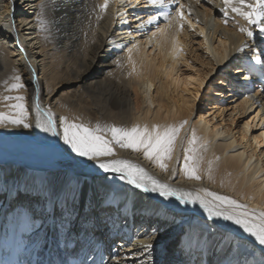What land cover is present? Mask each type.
<instances>
[{"label":"bare ground","instance_id":"6f19581e","mask_svg":"<svg viewBox=\"0 0 264 264\" xmlns=\"http://www.w3.org/2000/svg\"><path fill=\"white\" fill-rule=\"evenodd\" d=\"M181 2L190 21L183 29L147 0H109L103 13V0H0V112L14 115L17 101L4 97L22 96L30 124L0 126V264L264 260V246L231 221L209 220L198 202L144 192L97 166L127 161L177 193L208 200L213 193L264 210V63L254 59L264 53V37L255 30L248 39L233 19L225 25L220 0ZM64 76H74L78 89L56 98ZM16 83L22 87L12 89ZM212 83L229 86L216 116L197 107L200 90ZM38 111L42 121L52 113L58 135L36 127ZM65 119L179 133L170 159L113 144V156L88 161L63 142ZM189 148L196 149L188 163L199 179L185 172Z\"/></svg>","mask_w":264,"mask_h":264},{"label":"snow or ice","instance_id":"6c2138e0","mask_svg":"<svg viewBox=\"0 0 264 264\" xmlns=\"http://www.w3.org/2000/svg\"><path fill=\"white\" fill-rule=\"evenodd\" d=\"M208 2L213 3V0H208ZM147 3L156 7L159 10V14L163 15L169 22V25H171L173 19L176 20V23L181 29H183L185 22L190 23L185 15V5L181 0H147ZM220 3L222 5L220 11L223 14V22L225 25L228 24L229 19H233L239 32L248 39L254 38L255 30H258V34L261 37H264V0H220ZM108 6L109 0H103V4L98 5L101 13L106 11ZM169 9L171 10L169 11ZM237 17L239 19H235ZM157 18L155 15L152 16L148 23L155 22ZM240 20H243L245 23L241 24ZM261 56H264V53L254 57L257 64L264 63ZM15 80L19 81L20 77L16 76ZM20 87L22 85L19 83L12 85V89H18ZM4 99L16 100L17 103L10 105L15 110L14 115L0 112V126L6 127L7 124H12L15 126L22 125L24 128L30 127V124L25 122V105L20 103V101L24 100V97L6 96ZM43 115L47 117L44 121L41 120V114L38 111L36 127L46 133H51L53 136L58 135L52 113L46 111ZM180 127H183V125ZM106 131L111 133V140L105 138ZM178 133L179 128L157 130L154 127L149 131L146 127L144 129L133 127L127 130L116 127L103 128L99 124L90 128L84 124L69 123L65 119L63 121L62 138L63 142L69 146L76 156L86 158L88 161H99L100 157L113 156V144L125 149L130 148L133 151L143 149L147 159H153L155 157L157 161H162L165 157L168 159L171 158L170 153L173 150L174 141ZM194 143L195 135L193 134V139L189 144ZM195 151L196 149L189 148L186 150V153L191 152L192 155H185V172L190 179H199V176L196 175V167H190L188 163L190 160H195ZM97 166L105 173H120L121 178H126L127 183L134 185L144 192H158L161 197L165 198L175 197L181 204H196L198 202L207 214L209 220L223 219L224 221H231L249 236L253 237L259 245L264 246V210H249L246 205L240 204L236 200L217 196L213 193H206V196L211 197L210 200L192 197L190 193H177L167 185L159 184L151 177H146L143 169L135 167L127 161L113 160L111 162H98ZM159 166L166 170L164 163L160 162ZM152 234L155 235V231ZM144 247L151 250L152 245L145 244ZM261 264H264V260L261 261Z\"/></svg>","mask_w":264,"mask_h":264},{"label":"rangeland","instance_id":"374dc122","mask_svg":"<svg viewBox=\"0 0 264 264\" xmlns=\"http://www.w3.org/2000/svg\"><path fill=\"white\" fill-rule=\"evenodd\" d=\"M137 11L139 13L141 12L140 10H137ZM56 50L57 51L61 50V52H59V53H62V47L61 46H59ZM198 53L199 52H197L195 56H197ZM261 66L263 67V65H261ZM221 78H222V76L218 74L216 77H214L212 82H215L214 84L217 85L220 83ZM215 85H213V83H212V85H210V87H211L210 89L200 90V94L198 95V106H197L198 112L201 113V112L208 111L209 113H211V112L215 113L217 108H219L222 105H226L228 103V100L226 99V94L229 93V86L217 88V87H215ZM58 86H59V89L57 91L56 98H58V97L65 98V97L71 96L72 94H74L77 91L79 83L75 80L74 76H64L60 80L57 81V85L55 87H58ZM189 88L193 89L192 87H189ZM212 90H221L222 95H223L222 98L216 97L214 94H212V92H211ZM36 105H38V106L41 105L39 100H37ZM207 107H209V109H207ZM211 108H213V110H210ZM217 114H218V112H216L214 116H216ZM234 128H235V125L232 126V129H234ZM234 132H236V131H234ZM74 172L77 174V173H80L81 170H80V168H77V169H74ZM177 236H178V234H177ZM49 250H51V249H49ZM59 250H62V249L60 247L59 248L55 247L53 251L55 253H58ZM52 257H53V255H52Z\"/></svg>","mask_w":264,"mask_h":264}]
</instances>
